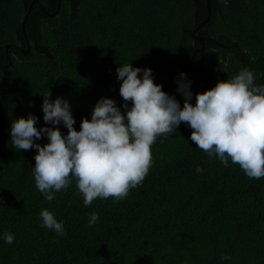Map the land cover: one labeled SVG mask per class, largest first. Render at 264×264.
<instances>
[{
  "label": "trees",
  "instance_id": "16d2710c",
  "mask_svg": "<svg viewBox=\"0 0 264 264\" xmlns=\"http://www.w3.org/2000/svg\"><path fill=\"white\" fill-rule=\"evenodd\" d=\"M58 3L0 0V264H264V178L210 157L191 141L188 124L157 137L152 166L125 198L90 205L74 178L44 199L33 174L37 150H15L10 136L13 121L30 114L38 129L46 126L48 91L50 100L69 102L77 131L103 97L125 112L116 69L126 63L151 68L181 107V73L193 99L244 68L264 86V0H212L203 26L207 0ZM45 208L66 235L42 226ZM93 212L99 219L90 226Z\"/></svg>",
  "mask_w": 264,
  "mask_h": 264
},
{
  "label": "clouds",
  "instance_id": "9594fccd",
  "mask_svg": "<svg viewBox=\"0 0 264 264\" xmlns=\"http://www.w3.org/2000/svg\"><path fill=\"white\" fill-rule=\"evenodd\" d=\"M116 71L122 81L119 93L125 102L123 113L113 99L103 97L96 102L91 119L83 118L77 131L69 102L63 97L50 100L48 91L42 103L45 127L38 129L37 117L31 114L13 121L12 147L37 150L33 174L44 199L53 201L54 192L68 188L73 178L85 205L97 198H125L131 188L143 182L152 166L151 146L157 137L166 136L181 123L190 126L191 141L210 157H218L225 165L230 158L248 177L264 178V86L255 84L251 70L244 68L197 93L195 105L191 103V81L181 73L177 91L184 96L182 107L175 96L154 82L151 68L142 70L126 63ZM141 71L142 78L138 75ZM61 122L67 135L58 127ZM42 134L48 137L43 145L35 142ZM201 171L198 167L197 172ZM40 217L43 227L66 235L63 222H58L47 208ZM98 219L93 212L89 225ZM4 240L12 244L14 237L5 233Z\"/></svg>",
  "mask_w": 264,
  "mask_h": 264
},
{
  "label": "water",
  "instance_id": "95a60500",
  "mask_svg": "<svg viewBox=\"0 0 264 264\" xmlns=\"http://www.w3.org/2000/svg\"><path fill=\"white\" fill-rule=\"evenodd\" d=\"M35 1H36V0H35ZM211 1H212V0H207L208 15H207V17L205 18V20L201 22L200 26L205 25V24L207 23V21L210 20V16H211V13H212V2H211ZM59 6H61V0H59ZM27 17H28V14L25 16L24 21L26 20ZM198 29H199V27H196L195 30L192 31V34L195 35V31L198 30ZM196 38L201 39L202 41L205 40L204 37L196 36ZM28 51H29V50H28ZM191 102L193 103V105H195L196 100L192 98V99H191Z\"/></svg>",
  "mask_w": 264,
  "mask_h": 264
}]
</instances>
